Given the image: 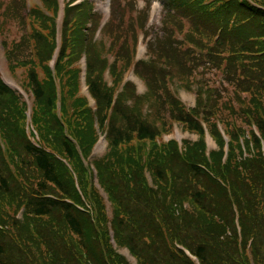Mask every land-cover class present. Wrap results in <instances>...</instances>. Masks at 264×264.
<instances>
[{
  "label": "trees",
  "instance_id": "obj_1",
  "mask_svg": "<svg viewBox=\"0 0 264 264\" xmlns=\"http://www.w3.org/2000/svg\"><path fill=\"white\" fill-rule=\"evenodd\" d=\"M36 1L9 0L16 38L0 18L8 74L30 96L0 79V264H130L123 248L135 264H264V0H161L153 33L148 0H113L102 23L91 0H63L58 29V1ZM204 63L233 93L198 87L185 108L167 83L199 86ZM171 121L197 139L158 145Z\"/></svg>",
  "mask_w": 264,
  "mask_h": 264
},
{
  "label": "rangeland",
  "instance_id": "obj_2",
  "mask_svg": "<svg viewBox=\"0 0 264 264\" xmlns=\"http://www.w3.org/2000/svg\"><path fill=\"white\" fill-rule=\"evenodd\" d=\"M78 1V0H77ZM93 2V11H97L99 14H101V19L105 20L107 18L110 19V10H111V3L113 0H91ZM149 1V8L146 11V21H145V26L144 28H147L146 30L150 33H153L156 31V29L159 27V16H160V1L161 0H148ZM76 2V1H74ZM119 2L123 5L126 0H119ZM146 0H135V4H136V8L137 10H140L144 7ZM33 3H37L36 0H25V4L26 6H29L30 4ZM8 5H9V0H0V18L4 19L5 23H4V33L7 36L8 39H12V38H16L19 31L15 26V22L10 19L9 17H5V14L8 13ZM6 8V10L4 9ZM3 10H5L4 13ZM60 21L61 18L57 17L56 18V24H57V29L59 28L60 25ZM58 35L59 32L57 31V39H58ZM141 40V34H139L138 36V43H137V47H136V51L134 52V59H146L147 58V54L146 51L144 50V45L141 44L139 41ZM109 57V56H108ZM109 59H111V57H109ZM80 65L83 68V61H80ZM127 72V71H126ZM126 72L123 74V79L128 77L126 76ZM16 76L18 78V81L13 80L10 75L8 74L7 71V66H6V61L4 59V57L2 56V50L0 47V77L2 79H11L14 82H16L18 85H20V80H21V76H22V71L21 70H17L16 71ZM193 80H196L198 82H200L199 86H197L195 83H193L192 81L190 82V88L186 89L184 88L181 83L179 81H172V82H168L167 83V88L169 89V91L171 92V94L173 96H175L180 102L181 104L185 107V108H192L194 106V101L196 99V94L194 93V91L197 90L198 87H201L202 89H210L214 91H217L218 95L221 96L220 100H222L219 103L225 102L223 101L228 95V93H230V86L229 84L223 80L221 72L217 69H214L212 67H208L207 63H204L203 66H198L196 68L195 73L193 74L192 77ZM127 80H130L135 88V92L137 94H140L144 91L145 86L143 84V82L138 79V77H136L132 71L129 75V77L127 78ZM81 93H86L83 86L81 87L80 90ZM24 93V92H23ZM231 93H233V91L231 90ZM87 95V94H86ZM231 95V94H230ZM88 99L89 96L87 95ZM215 97H217L215 95ZM22 100L29 106V102H30V96L26 93H24V95L22 96ZM90 104H92V101L89 99ZM236 103V102H235ZM232 103V104H235ZM225 119L229 122V124L231 126H241V124H239L238 120H234L230 117H228V113L225 110H222L220 112ZM217 114V113H216ZM211 120L215 121V125L216 127L221 130L220 125L218 122H216V117L212 116L210 118ZM170 129L166 132H161L159 134V136L155 139V142L159 145V144H164L169 140H172L176 143V146L178 147V149L180 148V146L182 145V141H187L189 143L194 142L197 139V135L193 132H190L186 129H184L182 127V125L180 123H177L175 121H171L170 122ZM203 132H202V138H203V142H204V151L207 154L209 150L211 149H216V144L214 142V140L212 139L208 128L206 127L204 122H200ZM249 127H247L244 130H247ZM253 128V126H252ZM175 131L178 133V137H176L175 135ZM97 136H96V140L92 146L91 149V157H98L100 155H102L105 151V140H104V134L97 130ZM222 132V131H221ZM101 139V141H100ZM100 141V143H98ZM225 149V147H224ZM149 178L147 177V180ZM118 252L123 253L125 252L124 249H119ZM127 258L125 257V259H129V263L130 264H135V261L133 258H131L129 256V254H126ZM250 264H252L251 261H249Z\"/></svg>",
  "mask_w": 264,
  "mask_h": 264
},
{
  "label": "bare ground",
  "instance_id": "obj_3",
  "mask_svg": "<svg viewBox=\"0 0 264 264\" xmlns=\"http://www.w3.org/2000/svg\"><path fill=\"white\" fill-rule=\"evenodd\" d=\"M5 80H6V82H7L8 84H10V85L16 87L19 91H21V89H20V87L18 86L17 83H15L14 81L10 80L9 78H8V79H5ZM22 93H23V92H22ZM175 134L178 135L177 132H175ZM100 141H101V139H100ZM100 141H99L98 143H100Z\"/></svg>",
  "mask_w": 264,
  "mask_h": 264
},
{
  "label": "water",
  "instance_id": "obj_4",
  "mask_svg": "<svg viewBox=\"0 0 264 264\" xmlns=\"http://www.w3.org/2000/svg\"><path fill=\"white\" fill-rule=\"evenodd\" d=\"M20 92V91H19ZM22 94V93H21ZM126 253H127V251H125V252H123V253H121V254H123L125 257L127 256L126 255ZM127 258V257H126Z\"/></svg>",
  "mask_w": 264,
  "mask_h": 264
}]
</instances>
